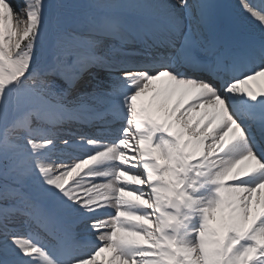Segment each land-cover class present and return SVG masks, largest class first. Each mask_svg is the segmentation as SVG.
I'll return each instance as SVG.
<instances>
[{"label":"snow or ice","instance_id":"6c2138e0","mask_svg":"<svg viewBox=\"0 0 264 264\" xmlns=\"http://www.w3.org/2000/svg\"><path fill=\"white\" fill-rule=\"evenodd\" d=\"M177 4L0 0V264H264V0Z\"/></svg>","mask_w":264,"mask_h":264},{"label":"rangeland","instance_id":"374dc122","mask_svg":"<svg viewBox=\"0 0 264 264\" xmlns=\"http://www.w3.org/2000/svg\"><path fill=\"white\" fill-rule=\"evenodd\" d=\"M47 6H51L56 3V0H44ZM63 3L69 6H76L77 10L81 9L83 6L87 5L89 0H62ZM212 3L222 6H227L232 11H235L238 7V0H211ZM239 21V29L238 32L242 33V35H251L259 38L260 32L258 26L251 22L248 19H244L243 17L238 18ZM85 225L79 226V229H85ZM82 235V234H80Z\"/></svg>","mask_w":264,"mask_h":264},{"label":"bare ground","instance_id":"6f19581e","mask_svg":"<svg viewBox=\"0 0 264 264\" xmlns=\"http://www.w3.org/2000/svg\"><path fill=\"white\" fill-rule=\"evenodd\" d=\"M11 3L13 4L14 7H16V5H17V3H18V0H11ZM167 3H169V4H177V0H167ZM177 7H178V4H177ZM14 21H15V17H14ZM13 27H14V28L16 27L15 23H14ZM256 38H257V37H256ZM135 43H138V42H135ZM148 44H149V45H152V41L149 40V41H148ZM152 48L154 49V47H152ZM125 52H127V47H126V45L124 46V48H123V50H122L121 52H118V53L116 54V56H118V57H126V56H128L129 54H128V53L125 54ZM157 52H158V50H155L156 55H157ZM92 91H93V89H90V90L86 91L85 93L89 94V93H92ZM78 122H80V121L66 122L65 124H63V126H64V125L67 126V125H73V124H74L75 126H76V125L79 126V127H77V128H80V129H89V127L92 126V125L94 124V122H92V124H90V125L76 124V123H78ZM56 131H57V135H58V139H57V144H58V145L60 144V140H61V139L72 140V138H73L68 132H66V131H61L59 128L56 129ZM76 140H77V139H76ZM81 225H82V224H77V225H75V227H74V231H75L76 233L79 234V235H78V239H81V238L83 237V234H84V229H79V228H78V227L81 226ZM80 234H82V235H80ZM0 239H2V237H0Z\"/></svg>","mask_w":264,"mask_h":264}]
</instances>
